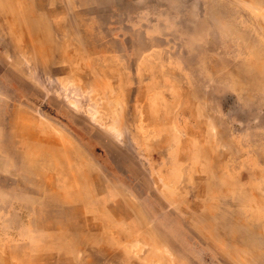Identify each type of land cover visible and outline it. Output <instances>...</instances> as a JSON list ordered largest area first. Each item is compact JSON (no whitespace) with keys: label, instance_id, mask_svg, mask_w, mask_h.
Returning a JSON list of instances; mask_svg holds the SVG:
<instances>
[{"label":"rangeland","instance_id":"374dc122","mask_svg":"<svg viewBox=\"0 0 264 264\" xmlns=\"http://www.w3.org/2000/svg\"><path fill=\"white\" fill-rule=\"evenodd\" d=\"M0 264H264V0H0Z\"/></svg>","mask_w":264,"mask_h":264}]
</instances>
